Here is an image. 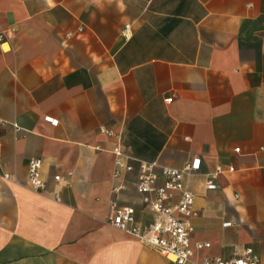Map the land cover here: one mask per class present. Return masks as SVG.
Returning a JSON list of instances; mask_svg holds the SVG:
<instances>
[{
  "label": "crops",
  "instance_id": "0c3cea01",
  "mask_svg": "<svg viewBox=\"0 0 264 264\" xmlns=\"http://www.w3.org/2000/svg\"><path fill=\"white\" fill-rule=\"evenodd\" d=\"M10 30L0 46V264H171L108 224L110 201L148 225L138 162L195 160L184 179L190 245L209 247L187 264L248 248L264 264V0H0V31ZM116 147L132 166L118 180ZM32 159L41 191L28 182ZM216 165L234 171L208 190Z\"/></svg>",
  "mask_w": 264,
  "mask_h": 264
},
{
  "label": "built area",
  "instance_id": "2783aa9c",
  "mask_svg": "<svg viewBox=\"0 0 264 264\" xmlns=\"http://www.w3.org/2000/svg\"><path fill=\"white\" fill-rule=\"evenodd\" d=\"M13 32V30L0 31V46L7 42L8 35ZM128 33L129 26H125L124 37ZM101 132L106 133L104 129H101ZM235 152H238V149H235ZM113 155L115 167L113 179L118 180L122 173L130 172L132 166L126 162L128 159L119 148L113 149ZM198 165V160H195L192 163H186L181 169H172L160 167L156 162L139 161L136 191L140 195L143 208L153 213L154 219L148 225H141L135 219L136 212L133 207L118 208L116 201L111 200L110 207L113 214L108 218V224L135 238L140 244L157 251L171 264H187L193 257L194 248L200 250L209 247L208 243H196L194 248L190 245V236L193 232L191 219L196 216V212L193 209L194 195L186 188L184 179L187 175L194 173ZM40 169V160L29 161L28 182L35 191L45 188ZM224 171L232 173L234 169L228 167L225 170L221 165L214 167L206 180L208 190L217 188L216 178ZM54 180L62 179L56 176ZM120 190H122L120 184L114 185L111 193L116 195ZM174 197L176 200L171 202ZM234 197L237 198V195ZM200 264H259V257L248 248L234 253L232 258H204Z\"/></svg>",
  "mask_w": 264,
  "mask_h": 264
}]
</instances>
